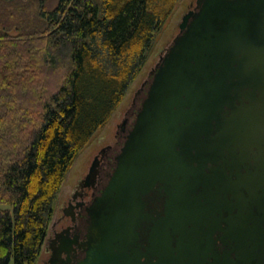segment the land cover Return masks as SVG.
<instances>
[{
	"label": "water",
	"instance_id": "1",
	"mask_svg": "<svg viewBox=\"0 0 264 264\" xmlns=\"http://www.w3.org/2000/svg\"><path fill=\"white\" fill-rule=\"evenodd\" d=\"M146 85L81 264H264V0H196Z\"/></svg>",
	"mask_w": 264,
	"mask_h": 264
},
{
	"label": "trees",
	"instance_id": "2",
	"mask_svg": "<svg viewBox=\"0 0 264 264\" xmlns=\"http://www.w3.org/2000/svg\"><path fill=\"white\" fill-rule=\"evenodd\" d=\"M39 1L0 0V264H36L68 171L178 0Z\"/></svg>",
	"mask_w": 264,
	"mask_h": 264
},
{
	"label": "flooded vegetation",
	"instance_id": "3",
	"mask_svg": "<svg viewBox=\"0 0 264 264\" xmlns=\"http://www.w3.org/2000/svg\"><path fill=\"white\" fill-rule=\"evenodd\" d=\"M144 89H147V86L138 91L133 107L127 111L119 125L116 142L103 146L95 155L93 162L96 160L97 166L93 176H89L92 162L88 172L78 178L72 191L61 204L59 214L51 224L45 240L46 257L43 264H81L88 258L94 234L93 207L103 195L115 171L117 157L142 105L143 99L139 95Z\"/></svg>",
	"mask_w": 264,
	"mask_h": 264
},
{
	"label": "rangeland",
	"instance_id": "4",
	"mask_svg": "<svg viewBox=\"0 0 264 264\" xmlns=\"http://www.w3.org/2000/svg\"><path fill=\"white\" fill-rule=\"evenodd\" d=\"M58 1L59 0H40L39 5L37 4V7H41L46 11H50L57 6ZM195 4L196 0H178L175 4L173 11L169 15L165 23L156 32L152 48L148 54V58L139 73L137 74V76L135 77V79L130 84L129 88L127 89L123 100L118 104L117 108L113 111L108 121L103 124L100 128H98L97 131L91 136L90 140L79 152L73 165L68 171L62 188L54 202L55 209L54 214L49 223V230L54 219L59 214V208L63 203L64 199H66L69 193L72 191L78 178L88 172V169L91 166L95 155L103 146H106L108 144H114L116 142V133L120 130L119 125L123 122L127 111L133 107L135 99L138 95V91L141 90L143 83L151 78L152 69H154V67L160 61L161 56L167 51V49L172 44L174 38L179 34L180 23L183 21V16ZM48 78V80L51 79L50 76H48ZM145 96L146 89L142 91L139 97L144 99ZM31 97H33V92L30 93V96L28 98ZM142 101L143 100H141V102ZM44 244L39 253L36 264H43V260L46 257Z\"/></svg>",
	"mask_w": 264,
	"mask_h": 264
}]
</instances>
